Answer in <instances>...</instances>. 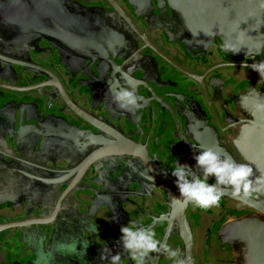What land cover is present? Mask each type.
Here are the masks:
<instances>
[{
	"label": "flooded vegetation",
	"instance_id": "1",
	"mask_svg": "<svg viewBox=\"0 0 264 264\" xmlns=\"http://www.w3.org/2000/svg\"><path fill=\"white\" fill-rule=\"evenodd\" d=\"M151 6L0 0V264H35L39 252L50 264H109L107 249L135 264L119 243L129 222L153 229L184 264H249L229 227L264 214L231 188L218 205L194 207L171 169L194 168L211 149L261 178L241 141L264 95L248 67L264 46L252 58H233L219 37L187 48L162 20L165 1ZM120 88L137 108L113 102ZM247 197L264 204L262 192ZM145 264L172 261L153 253Z\"/></svg>",
	"mask_w": 264,
	"mask_h": 264
},
{
	"label": "water",
	"instance_id": "2",
	"mask_svg": "<svg viewBox=\"0 0 264 264\" xmlns=\"http://www.w3.org/2000/svg\"><path fill=\"white\" fill-rule=\"evenodd\" d=\"M162 20L170 27L171 37L187 48H205L219 37L240 48L226 52L233 58H252L264 46V4L261 0H164ZM136 10H151V0H128ZM242 37L238 40L237 37ZM252 127L243 133L244 155L261 178L253 173V189L264 193V95ZM225 194V193H224ZM228 196L264 214V204L233 191ZM248 246L249 264H264V221L245 218L229 227Z\"/></svg>",
	"mask_w": 264,
	"mask_h": 264
},
{
	"label": "clouds",
	"instance_id": "3",
	"mask_svg": "<svg viewBox=\"0 0 264 264\" xmlns=\"http://www.w3.org/2000/svg\"><path fill=\"white\" fill-rule=\"evenodd\" d=\"M261 3L264 4V0H261ZM237 39L241 40L242 37L238 36ZM221 47L228 52L237 53L244 46L237 48L225 41ZM248 67L264 80V59L253 61ZM109 91H112L111 86ZM113 102L125 111L138 107L137 96L130 88L116 90L113 93ZM194 160V168L175 163L171 169L180 197L194 207L208 209L218 205L224 195V188H231L234 194H242L245 197L255 190L251 180L253 169L247 164H238L231 157H222L211 149L199 152L194 156ZM209 178H214V182L210 183ZM119 231V243L135 264H145V259L153 253L166 255L172 264H184L178 256V250L164 245L153 229L141 227L137 222H129L122 225ZM57 250H62V246ZM107 251L109 254L107 256L101 254V260L107 259L109 264H121L120 253L113 254L110 249ZM51 260L50 253L39 252L35 264H50Z\"/></svg>",
	"mask_w": 264,
	"mask_h": 264
}]
</instances>
